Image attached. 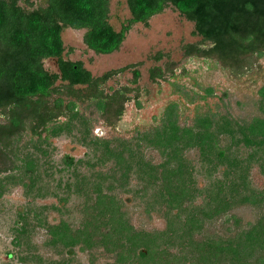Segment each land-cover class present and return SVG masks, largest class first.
Segmentation results:
<instances>
[{
  "label": "rangeland",
  "instance_id": "rangeland-1",
  "mask_svg": "<svg viewBox=\"0 0 264 264\" xmlns=\"http://www.w3.org/2000/svg\"><path fill=\"white\" fill-rule=\"evenodd\" d=\"M29 1L33 4L19 3L46 4ZM130 16L126 0H110V22L116 29ZM194 28L170 5L148 24L134 23L111 53L89 48L85 28L64 29V58L82 61L95 77L136 64L98 85L105 96L121 90L129 98L118 117L116 101L106 114L99 109L91 96L96 85L56 82L65 102H77L56 121L66 124L57 134L52 122L40 134L23 131L0 158V165L11 166L0 172V264H161L164 248L171 264H264V246L250 257L241 247L218 252L219 241L240 243L254 228L264 227V149L238 144L242 133L236 123L264 116V54L234 71L213 56L194 53L189 45L211 46ZM44 66L57 71V58H45ZM155 67L162 68V77L151 75ZM135 68L141 72L137 79ZM171 108L180 127L206 114L226 115L234 131L221 132L219 144L230 148L229 160L220 161L197 145L179 151L159 144L155 134ZM169 158L172 166L182 162L188 188L184 204L177 207L160 191V172ZM28 160L31 169L25 173ZM135 232L166 240L158 259L139 257L131 236ZM67 233L79 241L67 243Z\"/></svg>",
  "mask_w": 264,
  "mask_h": 264
},
{
  "label": "trees",
  "instance_id": "trees-1",
  "mask_svg": "<svg viewBox=\"0 0 264 264\" xmlns=\"http://www.w3.org/2000/svg\"><path fill=\"white\" fill-rule=\"evenodd\" d=\"M126 1L131 16L120 29H116L110 22V0H46L45 5L38 7H26L19 0H0V158L7 155L8 149L13 147L14 139L20 137L23 131L30 128L33 133L40 134L39 129L49 130L52 122L54 133L57 134L66 124L64 121H56L60 115H68L67 111L76 108L77 102L72 99L65 102L61 95L62 90L56 86L58 80L67 82L70 87L77 84L96 85L91 96L97 98L99 109L106 114L113 110L116 101L118 106L114 110L115 114L118 117L122 114L129 96L121 90L105 96L98 89V85L112 74L136 64L113 69L103 76L95 77L82 61L64 58L66 46L63 31L67 27L85 28L84 42L89 48L97 53H111L121 47L134 23L148 24L153 15L172 5L194 22V34H199L204 41L211 42L208 48L189 45L195 49L194 53L213 56L224 67L240 72L252 64L255 54L258 57L264 54V0ZM48 57L57 58V71L44 66V59ZM134 74L137 79L141 72L135 68ZM151 75L162 77L164 71L155 67L151 70ZM263 91L264 87L262 93ZM55 94L58 96L54 97V105L49 106L50 97ZM169 110L164 127L157 129L155 134L159 144L166 147L172 144L179 151L184 147L197 145L220 161L229 160L227 149L230 148L219 144L221 132L234 131L230 126L232 121L226 115L217 117L206 114L197 119L195 124L180 127L174 109ZM261 111L264 113V97ZM72 115L73 113L69 114ZM236 123L242 133V137L237 140L238 144L244 141L249 147L254 145L264 149V116H253L250 120H245L244 124H239L238 121ZM178 140L184 142L181 148L176 142ZM209 156L208 160L212 161V156ZM171 160L169 158L162 165L160 191L161 195L167 197L171 207H177L184 204L188 188L180 172L182 162L172 166ZM67 161L72 163L73 160L70 158ZM26 164L25 173L29 172L31 160ZM10 167L0 165V172ZM131 236L136 242L133 247L140 248V258L158 259L159 246L166 240L163 241L161 236L149 232H135ZM177 236L181 237L179 233ZM64 238L70 244L79 241L78 236L69 233ZM218 243V252H238V247H241L250 257L259 246H264V227L254 228V232H249L240 243H234L232 239ZM131 251L129 248L128 253ZM159 258L161 264H171L173 261L172 257L168 258L166 248L162 249Z\"/></svg>",
  "mask_w": 264,
  "mask_h": 264
}]
</instances>
